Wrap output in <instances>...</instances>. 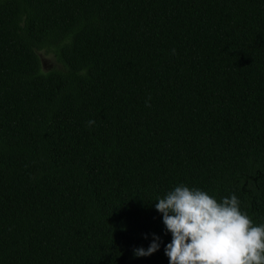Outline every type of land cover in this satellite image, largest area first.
<instances>
[{
    "label": "trees",
    "instance_id": "1",
    "mask_svg": "<svg viewBox=\"0 0 264 264\" xmlns=\"http://www.w3.org/2000/svg\"><path fill=\"white\" fill-rule=\"evenodd\" d=\"M180 184L264 224V0H0V264H169Z\"/></svg>",
    "mask_w": 264,
    "mask_h": 264
},
{
    "label": "clouds",
    "instance_id": "2",
    "mask_svg": "<svg viewBox=\"0 0 264 264\" xmlns=\"http://www.w3.org/2000/svg\"><path fill=\"white\" fill-rule=\"evenodd\" d=\"M239 203L235 195L218 202L183 184L159 198L155 209L172 236L164 248L169 264H264V224H254ZM153 237L147 249L135 248L134 256L157 251L160 238Z\"/></svg>",
    "mask_w": 264,
    "mask_h": 264
},
{
    "label": "rangeland",
    "instance_id": "3",
    "mask_svg": "<svg viewBox=\"0 0 264 264\" xmlns=\"http://www.w3.org/2000/svg\"><path fill=\"white\" fill-rule=\"evenodd\" d=\"M40 60L41 69L61 68L60 62L56 59L54 52L50 48H42L36 51Z\"/></svg>",
    "mask_w": 264,
    "mask_h": 264
}]
</instances>
